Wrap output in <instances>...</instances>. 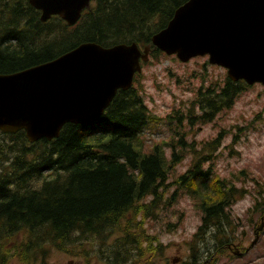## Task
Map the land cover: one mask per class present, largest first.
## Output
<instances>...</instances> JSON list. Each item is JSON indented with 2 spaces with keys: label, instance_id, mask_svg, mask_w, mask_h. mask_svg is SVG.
Instances as JSON below:
<instances>
[{
  "label": "trees",
  "instance_id": "1",
  "mask_svg": "<svg viewBox=\"0 0 264 264\" xmlns=\"http://www.w3.org/2000/svg\"><path fill=\"white\" fill-rule=\"evenodd\" d=\"M189 1L95 0L70 27L58 17L42 23L29 0H0V75L51 62L83 43L150 45V61L143 66L160 63L166 55L152 38ZM141 79L137 74L130 90L119 91L98 120L68 124L52 141L31 144L24 131L0 133V264H48L52 250L89 254L88 244L99 252L100 264H163L167 245L146 225L160 220L159 209L169 210L184 197L201 224L182 264H217L229 255L227 245L241 236L240 218L231 210L245 192L236 185L244 171L228 180L204 170L206 160L217 158L220 134L202 143L198 158L177 176L184 147L194 143L186 145L185 132L175 130L179 150L167 141L148 146L145 131L163 119L147 105ZM201 79L195 98L167 118L176 119L177 129L213 123L252 88L227 75L223 81ZM255 209L252 216H264L263 203L257 201ZM170 211L179 221L165 220L168 231L184 216Z\"/></svg>",
  "mask_w": 264,
  "mask_h": 264
},
{
  "label": "water",
  "instance_id": "2",
  "mask_svg": "<svg viewBox=\"0 0 264 264\" xmlns=\"http://www.w3.org/2000/svg\"><path fill=\"white\" fill-rule=\"evenodd\" d=\"M95 0H29L41 21L58 16L75 26ZM153 45L182 63L209 56L228 78L264 87V0H190ZM150 47L136 43L105 48L84 43L51 62L0 75V132L25 131L30 143L60 137L68 124L86 125L103 116L119 91H128ZM264 229V218L251 247ZM247 251V252H248ZM234 254L241 257L236 250ZM204 264H207L206 262Z\"/></svg>",
  "mask_w": 264,
  "mask_h": 264
},
{
  "label": "rangeland",
  "instance_id": "3",
  "mask_svg": "<svg viewBox=\"0 0 264 264\" xmlns=\"http://www.w3.org/2000/svg\"><path fill=\"white\" fill-rule=\"evenodd\" d=\"M141 75L146 103L156 116L163 119L159 125H151V128L145 131L148 146L167 141L179 150V136H175V130L185 132L186 145L194 143L193 148L188 145L184 147L185 155L175 168L177 176L184 174L198 158L195 151L201 150L202 143L211 142L220 134L222 137L217 152L214 153L217 158L214 161L213 158L206 160L204 170L210 171V174L218 173L228 180H235L236 176L244 171L242 182H235L237 188L245 192L233 205L231 212L240 218L241 236L238 235L239 238L234 243H240L243 251L244 248L247 251L256 238L257 231L255 234L254 231L257 222L262 218L258 215L252 216L256 214L255 204L259 201L264 207V87L255 85L243 92L233 107L218 113L211 124L194 125L193 128L185 125L182 129H177L176 119L171 121L167 119L173 110L195 98V91L202 86L203 76L223 81L227 71L211 66L208 57L197 58L183 64L174 56H166L162 57L160 63L145 65ZM168 150L172 151L173 147ZM170 155L168 152V156ZM204 156L209 157L210 154ZM171 190H175V187H171ZM173 208L182 211L184 216L180 225L168 231L165 220L171 219L176 224L179 221V215H173L170 211ZM158 217L160 220L150 221L146 227L151 235L157 236L160 242L167 245L162 263L182 264L189 255L188 243L201 224V215L194 208L192 201L184 197L178 204L170 206L169 210L159 209ZM261 224L262 222L258 228ZM260 237L258 244L248 253L244 251L241 257L229 253L217 264H264V231L260 233ZM84 250L89 254L82 252L83 249L75 250L76 254L52 250L48 264H100L98 251H93L89 244ZM80 253H84L85 256Z\"/></svg>",
  "mask_w": 264,
  "mask_h": 264
},
{
  "label": "flooded vegetation",
  "instance_id": "4",
  "mask_svg": "<svg viewBox=\"0 0 264 264\" xmlns=\"http://www.w3.org/2000/svg\"><path fill=\"white\" fill-rule=\"evenodd\" d=\"M261 220H262V218L257 222V226H256V228H255L254 234L256 233L259 224L262 222ZM239 245H240V243H234V242L231 243V242H230V243L227 245V249H228L229 253H233L235 249H240L242 252H244V251L246 250V249L244 248V251H243V247L240 248Z\"/></svg>",
  "mask_w": 264,
  "mask_h": 264
}]
</instances>
